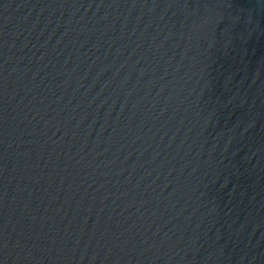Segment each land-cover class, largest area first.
I'll list each match as a JSON object with an SVG mask.
<instances>
[{
  "label": "water",
  "instance_id": "obj_1",
  "mask_svg": "<svg viewBox=\"0 0 264 264\" xmlns=\"http://www.w3.org/2000/svg\"><path fill=\"white\" fill-rule=\"evenodd\" d=\"M0 264H264V0H0Z\"/></svg>",
  "mask_w": 264,
  "mask_h": 264
}]
</instances>
